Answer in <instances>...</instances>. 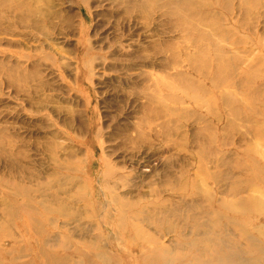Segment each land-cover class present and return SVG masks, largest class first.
<instances>
[{
	"label": "rangeland",
	"instance_id": "374dc122",
	"mask_svg": "<svg viewBox=\"0 0 264 264\" xmlns=\"http://www.w3.org/2000/svg\"><path fill=\"white\" fill-rule=\"evenodd\" d=\"M177 1L0 0V264H264V0L179 6L202 17L199 51ZM187 57L208 91L184 88ZM201 147L223 179L197 214ZM195 215L218 236H193Z\"/></svg>",
	"mask_w": 264,
	"mask_h": 264
},
{
	"label": "bare ground",
	"instance_id": "6f19581e",
	"mask_svg": "<svg viewBox=\"0 0 264 264\" xmlns=\"http://www.w3.org/2000/svg\"><path fill=\"white\" fill-rule=\"evenodd\" d=\"M191 0H185V1H182V2H180V0H178L177 1V3H179L180 5H178L176 8L177 9H174L173 10V13L174 14H177L178 15V17L180 18V20H179V23H178V26L180 27V29L186 34V35H195V36H197V38H198V40H197V42L196 41H193L194 42V46H195V48H197L198 49V51L200 50L199 49V47L201 46L199 43L202 41V39L204 40V38H205V36H204V34H203V32L201 31V28H200V25H199V22H202L201 21V18L202 17H199L200 16V14L198 15L197 13H191V14H187V15H183L184 13H179L178 12V7L180 6V9H181V11L183 12V11H185V10H187V9H190L192 6H191ZM248 3V2H247ZM20 9H22V8H20ZM27 12L28 13H30L31 12V10L28 8L27 9ZM197 20H200L199 22H197ZM222 30V29H221ZM191 39V38H190ZM196 42V43H195ZM216 49H218V48H216ZM224 56V57H223ZM186 60V62H187V64L189 65L188 67L191 69V72L192 73H190V74H192V75H190V74H187V76H185V77H183L182 76V74L181 75H179L180 77H179V79H181V81H182V83H183V86H184V88L186 87V86H188V87H191V85L193 84V83H196V90H197V92L199 93V92H206V91H208L207 90V88L205 87V85L200 81L202 78H204V77H207L208 76V74L207 73H203L196 65L198 64V66L199 65H203L204 63H203V61H202V63H201V58H198V59H194V58H192V57H187V58H185ZM227 60H230V62H231V59L230 58H228L227 56L225 57V55H218V57H217V59H216V61H218L219 63H218V66H217V71L219 72L218 73V75H214V74H212V78H211V80L210 81H213L212 82V84L214 85V88L211 90H209V91H213V92H217L218 91V89H219V81L221 82V76H219L221 73H223V70L226 68V67H224V65L221 63V62H225V61H227ZM234 60V59H233ZM233 62V61H232ZM231 62V63H232ZM195 63H197L196 65H195ZM211 75V74H210ZM199 78H201V79H199ZM219 79V80H218ZM198 80H199V82H198ZM196 81V82H195ZM166 87L169 89V90H175L176 88L175 87H172L171 85H166ZM180 93L182 94L183 93V90H181L180 89ZM209 93H211V92H209ZM183 95V94H182ZM171 96H173L172 94H171ZM175 96V95H174ZM173 96V97H174ZM183 97V96H182ZM195 97V95L194 96H192L190 99H192V98H194ZM175 98V97H174ZM197 103V102H196ZM202 103V102H201ZM198 105L200 106V104L198 103ZM156 116H152V111H150V119H148V118H146L147 120H145V123H144V126H146L147 128H148V133H145V131H142L141 129H138V136H137V140H142V139H145V138H149V137H151V136H153L154 134H155V130H154V127H155V120H154V118H155ZM168 126V125H167ZM166 126V127H167ZM142 128V127H141ZM201 133V132H200ZM199 140V139H198ZM188 141H187V138H186V141L184 142L185 144L187 143ZM200 142V141H199ZM201 144V143H200ZM200 151H201V153H200ZM213 152V151H212ZM199 159H200V162H199V165L197 166V171H196V173H197V175L199 176V177H202L203 175H207L208 173H206L205 172V169H204V165L206 166V164L204 163V162H202L201 160H202V158H203V156H205V153H204V149L201 147V150H199ZM214 153V152H213ZM189 155V154H188ZM204 159V158H203ZM217 159V158H216ZM219 160V159H218ZM217 160V161H218ZM205 161V160H204ZM207 167V166H206ZM223 179V178H222ZM221 178H219V176L218 175H215V173L213 172V173H209L208 174V177L207 178H205L203 181L201 180V178H200V180L202 181V182H199V181H194V186L196 187V191H194V192H192L191 191V193H190V191H188V190H186V192H185V194L182 196V201H185V200H187V199H189V200H192L193 202H196V203H192L191 205H190V209H192V208H195L197 211H195V213H197V214H199V212H202L203 211V209L202 208H200V206H198L199 204H197V201H196V194H197V192L198 193H204L206 196H207V199H208V201H209V204H213V206H214V202L216 201V199H217V195L215 194V193H212L211 192V190H209V189H203L202 187H204V186H206V184L207 183H205L206 181H210V182H214V184H218V182H219V180L221 181L222 180ZM209 183V182H208ZM170 185V184H169ZM218 186V185H217ZM208 187H210L209 185H208ZM235 187V186H234ZM166 188V187H165ZM202 188V189H201ZM211 188H212V186H211ZM235 188H238V186L237 187H235ZM202 191H201V190ZM169 190V189H168ZM171 190V189H170ZM239 190V189H238ZM244 190V189H243ZM239 192H240V190H239ZM231 194H234V195H236L237 194V190L236 191H234L233 189H232V192H231ZM141 197L143 196V195H140ZM166 200V199H165ZM244 200V202H245V204L244 203H240L241 201H243ZM247 200H249V201H251V198H243V199H241L240 201H239V203H233V204H231V205H229L228 203L226 204V206L230 209V212H233V213H239V211L237 210V209H239V210H246V211H250L251 210V206L250 205H248L247 204ZM168 201V200H167ZM167 201H159V205H157V204H155V206L157 205V206H160V207H162V206H164V203H165V205L167 204ZM252 202V201H251ZM123 204V203H122ZM179 205L180 204H175V207L174 208H172V211H173V213L172 212H170V213H172V215H173V217L175 218V220H174V222H169V225L167 226V228H178L179 227V218L177 217V208H179ZM143 206V205H142ZM134 207V206H133ZM169 208V207H168ZM240 208H244V209H240ZM162 210H163V208H162ZM137 211V209L135 210V212ZM133 212V211H132ZM125 213H127V212H125ZM131 213V212H130ZM134 213V212H133ZM137 213V212H136ZM135 213V214H136ZM221 213H223L222 211H221ZM138 214V213H137ZM136 214V215H137ZM244 214V213H243ZM131 215V214H130ZM171 215V214H170ZM170 217V216H169ZM247 217H249V216H247ZM163 218V217H162ZM123 220V219H122ZM122 220H120L119 221V223H121L122 222ZM157 220V219H156ZM160 220V219H159ZM189 220L190 219H186V227H188V224H189ZM235 220V219H234ZM126 221V220H125ZM145 221H147L148 223H151L152 221H155L154 220V217H153V215L152 214H150L149 215V218H147ZM192 221H193V227H192V230H191V232L193 233V236H197V235H199V234H203V235H207V237H210V238H208V239H212V238H216L218 235L214 232V230L211 232V230H209V231H206V230H204L203 228L201 229V231H199L198 233H195V230L197 229V228H199V227H202L201 226V223H200V220H199V218L195 215L193 218H192ZM164 222H165V220L164 221H161V222H157L156 221V223L158 224V226H157V228H158V230H162V227H164L163 225H164ZM167 223V222H166ZM127 224V223H126ZM156 224V225H157ZM220 224H219V220L218 221H216L215 223H214V226L213 227H216V226H219ZM137 227V226H136ZM210 228H212L211 226H210ZM134 230V229H133ZM135 231H137V230H135ZM166 231V230H165ZM139 232V231H138ZM139 234V233H138ZM161 234V233H160ZM135 237L138 239V240H140V238H141V236H137V235H135ZM150 241H153V243H155L156 242V240H154L153 238L150 240ZM193 243H195V242H197V240L196 239H194L193 241H192ZM250 246H251V243H250ZM160 247V246H159ZM260 251H262V250H260ZM233 257V261L234 262H236V261H238V255L237 256H235V254L232 256Z\"/></svg>",
	"mask_w": 264,
	"mask_h": 264
}]
</instances>
